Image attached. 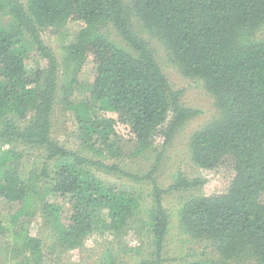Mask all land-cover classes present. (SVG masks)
Masks as SVG:
<instances>
[{"label": "trees", "instance_id": "1", "mask_svg": "<svg viewBox=\"0 0 264 264\" xmlns=\"http://www.w3.org/2000/svg\"><path fill=\"white\" fill-rule=\"evenodd\" d=\"M74 22L109 24L124 46L85 28L74 43L63 39L59 58L41 30ZM142 34L160 41L167 60L216 99L219 116L190 138L192 161L235 171L224 192L191 194L176 211L164 196L192 192L205 181L179 173L162 189L154 175L166 148L201 111L182 104L183 91L173 89ZM26 37L35 53L22 47ZM38 58L43 69L29 65ZM88 61L92 82L80 78ZM58 104L74 112L85 153L53 137ZM121 135L139 154L162 136L149 174L111 161L123 149ZM99 171L135 185L150 182L152 190L143 196L127 183L103 182ZM49 197L70 202V217ZM0 200L16 205L0 219V236L18 244L0 243V264L8 251L18 264H45L48 249L79 248L101 227L120 238L131 222L144 225L140 236L152 249L140 264H163L173 218L186 235L214 242L220 256L183 264H264V0H0Z\"/></svg>", "mask_w": 264, "mask_h": 264}, {"label": "rangeland", "instance_id": "2", "mask_svg": "<svg viewBox=\"0 0 264 264\" xmlns=\"http://www.w3.org/2000/svg\"><path fill=\"white\" fill-rule=\"evenodd\" d=\"M24 1V0H22ZM8 20L3 21V26L8 25ZM88 28L92 33L102 35L108 40L114 42L118 46H124L123 41L111 25L99 23L95 28L86 25L84 22H74L69 24L65 29L57 31L54 28L41 30V38L43 42L52 48L56 55L60 58L62 52L60 47L64 44L63 39L67 36L65 45L72 44L76 41L78 35L83 29ZM143 37L149 39L152 49L155 51L157 59L164 70L171 86L174 90H182V104L185 107L194 108L201 111V115L192 119L185 130L181 132L166 148L165 154L162 157L158 170L154 175L156 184L167 189L172 185L180 173L184 177L193 180L201 179L205 184L200 189L193 190L188 193L170 194L164 196L165 205L168 209L176 211L184 197L191 194L212 196L224 192L235 176L234 169L223 164L215 169H202L192 161L190 150V138L192 134L203 127L208 122L219 116V110L216 106L215 97L207 90L205 84L196 79L184 76L179 69L172 65L167 60V52L161 45L160 41L151 39L148 35L142 34ZM22 47L28 52H34L36 47L31 40L26 37L23 39ZM35 53V52H34ZM35 63V65H34ZM30 67L39 66L43 69L46 62L40 58L30 61ZM81 80L92 82L95 78V69L93 64L88 61L83 66L80 73ZM66 106L58 104L54 114V125L52 135L60 143L72 151H82L81 139L82 132L77 122L74 112L65 109ZM110 130V129H109ZM120 133L119 129H116ZM108 131V130H107ZM106 131V132H107ZM95 139H101L99 136ZM119 145L123 148L120 155L111 161L120 163L122 169L131 171L134 174L145 176L149 174L153 168L155 160L161 153L163 146L162 136L154 139L152 144L143 153L139 154L135 145L129 142L126 136L121 135ZM87 149V148H86ZM85 153V151H82ZM87 152V151H86ZM88 154V153H87ZM93 154H88V157ZM98 177L106 183L128 184L135 188L134 190L143 193L147 196L152 190L150 182L132 184L127 178L119 179L117 175L107 174L99 171ZM147 194V195H146ZM49 201L54 204H59L62 207V217L67 219L73 211V205L70 202H60L59 199L49 197ZM16 211V205L5 200H0V219L7 217L10 213ZM140 217L141 214L139 215ZM41 220H35L31 225V233L37 235L40 232V227L36 223ZM142 223H130L123 236L117 237L112 232L101 227L92 231L85 239L84 243L76 249L61 251L60 248L46 250L47 256L45 264H140L151 253V246L147 240L141 238L140 227ZM6 236H0V243H11ZM122 245V246H120ZM125 246L130 253H120L121 247ZM12 248H18V244L12 242ZM5 258L3 264H18V258L10 254ZM18 254V253H16ZM218 260L220 258L215 243L211 240L194 239L190 235H186L179 223L178 218L172 219L171 231L169 233L167 247L165 249L163 264H183L189 260L201 258ZM254 264V263H244Z\"/></svg>", "mask_w": 264, "mask_h": 264}]
</instances>
